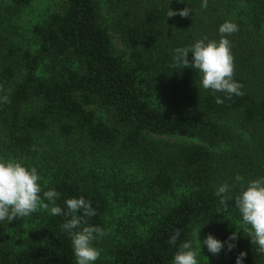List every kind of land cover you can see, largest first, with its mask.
I'll return each mask as SVG.
<instances>
[{
    "label": "trees",
    "instance_id": "16d2710c",
    "mask_svg": "<svg viewBox=\"0 0 264 264\" xmlns=\"http://www.w3.org/2000/svg\"><path fill=\"white\" fill-rule=\"evenodd\" d=\"M37 1L0 0V157L37 167L61 207L91 202L82 226L105 233L95 264H171L203 225L201 240L238 233L218 264L240 251L264 264L240 223L238 186L227 208L213 194L237 174L264 176V0H57L23 27ZM185 7L188 17L168 18ZM226 20L239 28L227 38L243 85L230 99L173 61L177 47L219 40ZM68 218L39 209L0 223V264H75Z\"/></svg>",
    "mask_w": 264,
    "mask_h": 264
},
{
    "label": "clouds",
    "instance_id": "9594fccd",
    "mask_svg": "<svg viewBox=\"0 0 264 264\" xmlns=\"http://www.w3.org/2000/svg\"><path fill=\"white\" fill-rule=\"evenodd\" d=\"M178 2L184 3L183 0ZM202 7H207V0H202ZM190 13V7L176 11L169 8L167 16L186 18ZM238 30L236 23L226 20L218 27L219 40L204 36L187 47L173 49L175 65L197 70L201 75V87L213 94L223 93L225 99L242 95L243 85L234 79L232 44L227 38ZM223 102L220 96H216L217 104ZM234 181V185L224 183L217 186L213 194L227 208V202L233 199L231 193L238 186L234 204L240 215V223L244 226L250 243L256 246L259 253L264 254V176L245 180L237 174ZM59 197L60 193L54 188L44 190L37 167L27 166L14 158L0 157V223L28 217L39 209H46L51 216H67L69 218L61 224V229L70 238L75 264H95L101 256V250L94 246V241L105 233L94 225L82 226L84 217L96 215L95 209L83 196L68 198L64 200V207H61L56 203ZM202 227L194 230V239L180 244L171 264H200L198 258L202 256V248H206L214 256L221 251L231 253L236 248L237 231L223 241L211 233L201 240L199 233ZM180 235L181 232L177 229L169 237L168 243L175 245ZM245 258L246 253L240 251L235 257V264H244Z\"/></svg>",
    "mask_w": 264,
    "mask_h": 264
},
{
    "label": "rangeland",
    "instance_id": "374dc122",
    "mask_svg": "<svg viewBox=\"0 0 264 264\" xmlns=\"http://www.w3.org/2000/svg\"><path fill=\"white\" fill-rule=\"evenodd\" d=\"M56 2L57 0H38L34 6L24 15L21 25L23 27H27L31 22L37 20L38 16H40L43 11H45L50 6H53ZM114 42L119 49H122L121 44L116 39H114ZM157 103L162 106L163 110L167 113L171 115L174 114V109H172L168 104L159 100H157ZM201 255L202 256L198 258L200 260V264H218L219 260L221 259L219 255L214 256L205 251L204 248H202Z\"/></svg>",
    "mask_w": 264,
    "mask_h": 264
}]
</instances>
